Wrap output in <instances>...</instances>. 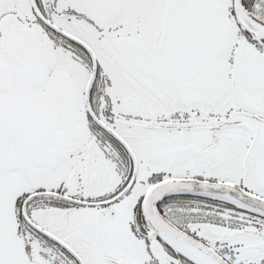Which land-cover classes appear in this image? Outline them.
Instances as JSON below:
<instances>
[{
	"label": "snow or ice",
	"instance_id": "obj_1",
	"mask_svg": "<svg viewBox=\"0 0 264 264\" xmlns=\"http://www.w3.org/2000/svg\"><path fill=\"white\" fill-rule=\"evenodd\" d=\"M0 264H264V0H0Z\"/></svg>",
	"mask_w": 264,
	"mask_h": 264
}]
</instances>
